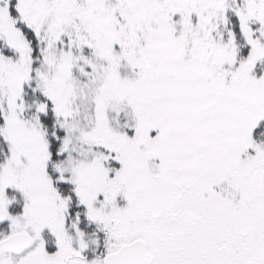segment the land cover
Returning a JSON list of instances; mask_svg holds the SVG:
<instances>
[{"label": "snow or ice", "instance_id": "6c2138e0", "mask_svg": "<svg viewBox=\"0 0 264 264\" xmlns=\"http://www.w3.org/2000/svg\"><path fill=\"white\" fill-rule=\"evenodd\" d=\"M0 264H264V0H0Z\"/></svg>", "mask_w": 264, "mask_h": 264}]
</instances>
